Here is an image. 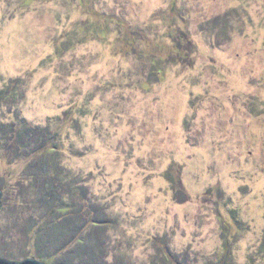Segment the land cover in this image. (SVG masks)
I'll return each instance as SVG.
<instances>
[{
  "label": "rangeland",
  "instance_id": "obj_1",
  "mask_svg": "<svg viewBox=\"0 0 264 264\" xmlns=\"http://www.w3.org/2000/svg\"><path fill=\"white\" fill-rule=\"evenodd\" d=\"M11 82L0 124L48 127L62 151L0 142V258L264 264V0H0V92ZM35 161L69 209L32 188Z\"/></svg>",
  "mask_w": 264,
  "mask_h": 264
},
{
  "label": "trees",
  "instance_id": "obj_2",
  "mask_svg": "<svg viewBox=\"0 0 264 264\" xmlns=\"http://www.w3.org/2000/svg\"><path fill=\"white\" fill-rule=\"evenodd\" d=\"M132 37L133 36L123 37V41L126 44L125 45L126 51H128V49L133 48L134 46V41ZM16 93H17L16 87L13 86V82H11L9 85H7L5 89H3L0 92V99H4L7 96H14L16 95ZM51 124H53V122H51ZM51 124H49V128L52 127ZM43 128L45 129H42L37 126H33L32 124H30L29 121H27L23 117H15V119L9 123L0 124V142L4 143L5 147L9 150H11V147L13 148V153H14L13 157L32 156V159H34V157H38L40 154L46 155L50 153H51L50 155L55 157L62 151V140L55 133L49 132V130L47 129L48 127H43ZM46 165H48L46 162L44 163V165L41 166L40 162L35 161V163L28 165V167L26 168L27 172L25 175L29 176L31 182L34 183L32 185V188L35 189L36 192H40V199H42L45 203H47L48 207L52 210V212H55L57 209H69L71 207L69 199L61 197L60 190L59 188H57L59 184L58 172L54 171L55 170L54 164L50 162L48 168ZM40 176H48V178L50 179L47 189L46 187L44 188L43 186H41L40 189H38L37 182H39L38 180ZM68 193L71 194V192ZM75 194L77 195L78 203L74 202L72 203V206L73 204L76 203L77 206L75 205L74 208H76L75 210H77L76 212L78 213V215L82 216L83 205L81 199L82 196L84 195L83 190H76ZM94 215H95V211L92 210V212H90L91 219L89 218L88 222L84 226L81 225L82 227L81 226L77 227V232L73 231L74 227L70 225L69 231H71L73 234L72 240L69 242V244L66 247L59 249V251H57L58 253H55V255L53 256H58L59 253L65 252L68 248H70L71 245L74 244L76 240L80 239L82 233L93 222L94 223L97 222L94 219ZM30 228L32 229L33 226H30ZM43 232L44 231L42 229L35 232V238L36 239L44 238L45 234ZM37 248L38 247L33 248V251H31V256L40 259V261H43L47 264H53L51 261L52 257L42 256ZM70 253L74 254V252L71 251ZM79 253L76 254L75 256L76 258L77 257L79 259L81 258L83 264H101V262L97 260V256L100 253L98 246H92L87 249L85 248ZM93 255L96 258L95 260H92ZM87 256L90 257L87 258ZM165 256H169V255L165 254Z\"/></svg>",
  "mask_w": 264,
  "mask_h": 264
},
{
  "label": "water",
  "instance_id": "obj_3",
  "mask_svg": "<svg viewBox=\"0 0 264 264\" xmlns=\"http://www.w3.org/2000/svg\"><path fill=\"white\" fill-rule=\"evenodd\" d=\"M6 194H7L6 191H2L0 189V211L2 209V203H3V200ZM0 264H45V262L34 259V258H28L23 261H8L6 259L0 258Z\"/></svg>",
  "mask_w": 264,
  "mask_h": 264
}]
</instances>
